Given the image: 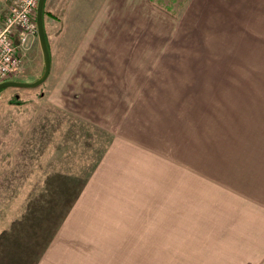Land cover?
Wrapping results in <instances>:
<instances>
[{"label":"rangeland","instance_id":"rangeland-1","mask_svg":"<svg viewBox=\"0 0 264 264\" xmlns=\"http://www.w3.org/2000/svg\"><path fill=\"white\" fill-rule=\"evenodd\" d=\"M76 1L66 26L71 0L52 12L46 0L48 79L0 91V227L31 209L123 211L140 195L175 212L178 195L263 204L264 0H144L128 25L148 11L154 42L116 61L83 42L99 9ZM43 72L37 40L10 80Z\"/></svg>","mask_w":264,"mask_h":264},{"label":"crops","instance_id":"crops-1","mask_svg":"<svg viewBox=\"0 0 264 264\" xmlns=\"http://www.w3.org/2000/svg\"><path fill=\"white\" fill-rule=\"evenodd\" d=\"M54 1L51 12L62 4L61 0ZM71 2L66 26L76 25L71 18L79 5L76 0ZM86 2L99 11L96 17L91 14L82 22V26L88 23L91 27V33L82 40L97 43L98 57L114 61L135 58L137 54H127L132 47L137 51L141 43L154 42L155 35L148 33L152 23L146 18L148 11L128 25L144 0H82V6ZM123 11H128L124 20ZM122 26L139 27L140 33L125 37ZM150 51L144 50L139 57L151 58ZM132 70L115 73L139 72ZM140 196L147 198L132 196L131 207L123 211L69 206L65 210L22 211L16 216L19 219L0 227V264H264V202L242 197L228 204L223 203L227 199L211 203L207 198L211 195H195L191 200L178 195L181 204L175 212L160 203L165 202L164 195ZM173 244L176 253L170 252ZM153 248L162 254L150 259L146 254L142 256L146 261L138 263L143 259L137 250ZM127 249L129 258L123 257Z\"/></svg>","mask_w":264,"mask_h":264},{"label":"built area","instance_id":"built-area-1","mask_svg":"<svg viewBox=\"0 0 264 264\" xmlns=\"http://www.w3.org/2000/svg\"><path fill=\"white\" fill-rule=\"evenodd\" d=\"M39 0H0V83L17 74L38 38Z\"/></svg>","mask_w":264,"mask_h":264},{"label":"water","instance_id":"water-1","mask_svg":"<svg viewBox=\"0 0 264 264\" xmlns=\"http://www.w3.org/2000/svg\"><path fill=\"white\" fill-rule=\"evenodd\" d=\"M46 0H39L36 12V21L38 28V40L42 50L44 58V72L43 74L34 82L24 83L19 81H5L0 83V91L4 88L17 87V88H36L42 85L49 77L51 72V54L48 45V40L46 36L45 23H44V7Z\"/></svg>","mask_w":264,"mask_h":264},{"label":"trees","instance_id":"trees-1","mask_svg":"<svg viewBox=\"0 0 264 264\" xmlns=\"http://www.w3.org/2000/svg\"><path fill=\"white\" fill-rule=\"evenodd\" d=\"M45 6H46V2H45ZM45 14H46V10H45V7H44V16H45Z\"/></svg>","mask_w":264,"mask_h":264}]
</instances>
